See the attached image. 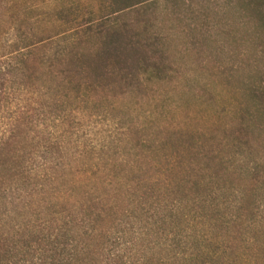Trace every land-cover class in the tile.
I'll list each match as a JSON object with an SVG mask.
<instances>
[{"label": "trees", "instance_id": "trees-1", "mask_svg": "<svg viewBox=\"0 0 264 264\" xmlns=\"http://www.w3.org/2000/svg\"><path fill=\"white\" fill-rule=\"evenodd\" d=\"M160 1L88 0L74 17L72 5L0 0V264H264L262 84L245 87L233 128L203 137L132 126L98 147L70 126L56 150L79 165L64 192L58 165H34L28 140L49 109L70 121L75 104L112 99L114 77L126 96L142 70L162 71L166 39L149 17ZM163 1L197 16L191 0ZM216 1L222 16L228 0ZM244 2L264 26V0ZM193 26H209L207 9Z\"/></svg>", "mask_w": 264, "mask_h": 264}, {"label": "rangeland", "instance_id": "rangeland-1", "mask_svg": "<svg viewBox=\"0 0 264 264\" xmlns=\"http://www.w3.org/2000/svg\"><path fill=\"white\" fill-rule=\"evenodd\" d=\"M17 1L19 6L26 3L45 7L48 4L50 8L62 3L72 5L74 17L84 15L89 6L88 0ZM191 1L197 13L195 17L182 4L174 13V7L163 0L156 7L158 15L149 16L158 19V28L166 39L162 48L166 57L165 61L157 59L160 67L165 62L160 73L142 70L136 77L144 86L140 91L132 90L121 96L123 82L114 77V89L109 93L112 99L100 100L96 108L86 110L75 104L70 121L67 113L62 117L49 113L50 109L48 113H38H47V118L38 119L28 145L41 176L46 175L47 166L58 165L54 171L60 179L58 187L63 192L67 189L63 180H71L79 164L69 169L67 159L56 149L69 142L65 133L72 125L75 139L98 147L118 137L123 127H146L157 137L174 131L203 137L234 127L241 110L248 105L245 87L264 85V26H260L257 14L244 0H228L222 16L217 14L216 0H209L203 8L200 7L203 0ZM226 4L222 3L223 7ZM204 9L208 10L209 26L190 28L189 23L200 24ZM128 19L133 21L135 16ZM20 104L28 105L14 103L11 114L16 116ZM6 124L2 122L0 126L4 128ZM140 131L137 139L143 135ZM177 143V140L168 141L166 147L169 150L178 147L175 149L178 156L188 161L185 145L179 147ZM257 143L262 144L263 139ZM45 164L48 165L45 167Z\"/></svg>", "mask_w": 264, "mask_h": 264}]
</instances>
